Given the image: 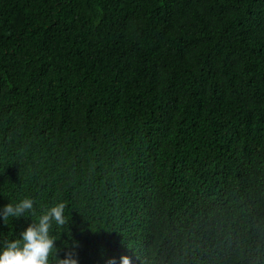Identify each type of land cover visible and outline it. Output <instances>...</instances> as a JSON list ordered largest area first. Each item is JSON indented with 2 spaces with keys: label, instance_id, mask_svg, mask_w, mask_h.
I'll return each instance as SVG.
<instances>
[{
  "label": "trees",
  "instance_id": "obj_1",
  "mask_svg": "<svg viewBox=\"0 0 264 264\" xmlns=\"http://www.w3.org/2000/svg\"><path fill=\"white\" fill-rule=\"evenodd\" d=\"M26 198L0 244L63 203L80 264H264V0H0V210Z\"/></svg>",
  "mask_w": 264,
  "mask_h": 264
},
{
  "label": "clouds",
  "instance_id": "obj_2",
  "mask_svg": "<svg viewBox=\"0 0 264 264\" xmlns=\"http://www.w3.org/2000/svg\"><path fill=\"white\" fill-rule=\"evenodd\" d=\"M33 209L31 199L16 204H7L0 210V221L19 218ZM67 223L65 205L59 203L48 208L18 235V239L5 240L0 244V264H80L78 245L69 244L63 253L57 249L56 239L51 234L53 224L57 227ZM51 257V259H50ZM109 264H116L115 258ZM119 264H131L128 256H121Z\"/></svg>",
  "mask_w": 264,
  "mask_h": 264
}]
</instances>
